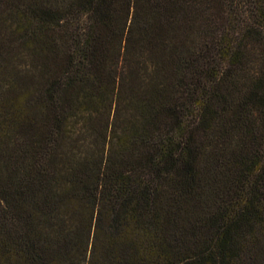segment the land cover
Returning <instances> with one entry per match:
<instances>
[{"label":"trees","instance_id":"obj_1","mask_svg":"<svg viewBox=\"0 0 264 264\" xmlns=\"http://www.w3.org/2000/svg\"><path fill=\"white\" fill-rule=\"evenodd\" d=\"M0 264H264V0H0Z\"/></svg>","mask_w":264,"mask_h":264},{"label":"rangeland","instance_id":"obj_2","mask_svg":"<svg viewBox=\"0 0 264 264\" xmlns=\"http://www.w3.org/2000/svg\"><path fill=\"white\" fill-rule=\"evenodd\" d=\"M241 12H242V14H243V9H242V7H241ZM239 14H241L240 12H239ZM210 40V39H209ZM249 41H250V43H252V41L250 40V38H249ZM253 46H252V44H251V49L253 50V48H252ZM20 52H24V50H23V48H21V50H20ZM195 52H207V51H205V50H203V49H197V50H195ZM209 52H213V43L212 42H210L209 41ZM252 60H254L253 59V57H252ZM252 60H250L249 62H248V67H252V65H253V63H254V61L256 60H254V61H252ZM15 62H17V63H21V62H23V61H21V60H17V61H15ZM15 69H17V64H15ZM18 70V69H17Z\"/></svg>","mask_w":264,"mask_h":264}]
</instances>
